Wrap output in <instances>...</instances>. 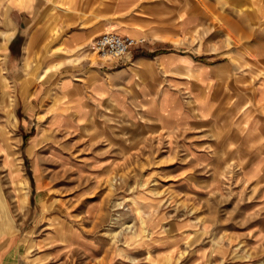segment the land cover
Wrapping results in <instances>:
<instances>
[{"label": "rangeland", "instance_id": "obj_1", "mask_svg": "<svg viewBox=\"0 0 264 264\" xmlns=\"http://www.w3.org/2000/svg\"><path fill=\"white\" fill-rule=\"evenodd\" d=\"M119 6L128 8L91 10L72 30L95 32L101 20L120 26L103 33L135 30L134 55L163 39L162 51L224 67L214 79L226 82L231 99L214 124L176 132L106 103L83 121L79 96L68 100L72 82L62 79L85 82L94 67L121 65L93 50L101 32L71 49L63 42L69 31L55 25L30 57L20 51L26 27L17 52L0 41V244L16 232L31 264L61 245L68 264H264V170L250 168L257 155L238 122L239 111L245 125L264 113V0ZM211 84L197 96L203 116Z\"/></svg>", "mask_w": 264, "mask_h": 264}, {"label": "crops", "instance_id": "obj_2", "mask_svg": "<svg viewBox=\"0 0 264 264\" xmlns=\"http://www.w3.org/2000/svg\"><path fill=\"white\" fill-rule=\"evenodd\" d=\"M120 1L0 0V30L5 31L4 35L3 33L1 35L0 41L7 42L10 54L17 52L13 44L19 35H24L23 30L26 27L29 34L20 51L24 56H34L37 50L36 43L41 41L39 37L42 35V31H49L50 28L57 25L60 29L69 31L63 36L66 46L71 49L78 48L80 43L90 35L101 32L104 27H109L110 24H115L113 22L106 24L101 20L102 22L96 24L101 28L95 32L94 30L90 32L87 29L83 30L84 34L72 29L87 24L91 10L94 12L104 9L112 11L118 10L119 7L127 9L128 6H119L121 3H126L127 0H125L126 2ZM39 26L42 28L35 31L34 27ZM118 27L120 26H116V28ZM125 29L123 35L139 34L135 30ZM157 40L158 42L154 41L158 45L157 47L143 45L142 47L146 46L147 48L139 49L136 51V55L132 53L135 48L132 49L126 56L118 60V63L121 64L118 67L104 71L94 67L85 82H75L72 77L62 79V81L71 80L72 84L68 88V100L73 99L72 93H77L80 100L79 105L84 108L82 109L86 114L83 121L88 120V117L91 116L92 108L97 111L98 107L106 103L114 109L122 110L130 120H136L140 118V115L148 117L159 122L169 132H176L192 126L202 127L214 124L216 116L224 112L228 99H231V94L225 87L226 82L214 79V72L225 68H215L203 57L195 59L192 54L187 52L162 51L158 47L165 41ZM185 58L192 63L190 71L186 68L188 64L185 63L187 61ZM198 75L206 82L202 83L203 80L201 81V77ZM209 81H213L211 100L210 102L206 101L204 111L208 115L203 116L202 111L198 110L196 105L197 96L202 97L201 88ZM76 89H85V91L80 94ZM241 104L243 103L239 101V106ZM251 112V110L246 111L249 114ZM238 114L241 117L238 120L240 130L244 131L241 136L252 147V152L257 155L250 168L261 172L264 170V113H255L247 125L244 123L243 111H239ZM2 243V245L0 244V264H31L24 257V249L16 232L9 233L7 241ZM42 243L43 239H40L38 244ZM66 249H68L67 245L66 247L61 245L40 250L39 254L45 257L41 259L44 261L42 264H68L64 258L68 252Z\"/></svg>", "mask_w": 264, "mask_h": 264}, {"label": "built area", "instance_id": "obj_3", "mask_svg": "<svg viewBox=\"0 0 264 264\" xmlns=\"http://www.w3.org/2000/svg\"><path fill=\"white\" fill-rule=\"evenodd\" d=\"M138 42L130 36L105 32L94 38L92 48L103 57L118 60L126 56Z\"/></svg>", "mask_w": 264, "mask_h": 264}, {"label": "bare ground", "instance_id": "obj_4", "mask_svg": "<svg viewBox=\"0 0 264 264\" xmlns=\"http://www.w3.org/2000/svg\"><path fill=\"white\" fill-rule=\"evenodd\" d=\"M111 32V31H110ZM134 40H136V41H141L140 39H135V38H133Z\"/></svg>", "mask_w": 264, "mask_h": 264}]
</instances>
